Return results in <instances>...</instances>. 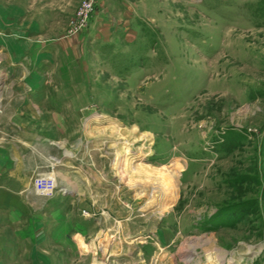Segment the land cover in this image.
I'll return each instance as SVG.
<instances>
[{"label": "rangeland", "instance_id": "obj_1", "mask_svg": "<svg viewBox=\"0 0 264 264\" xmlns=\"http://www.w3.org/2000/svg\"><path fill=\"white\" fill-rule=\"evenodd\" d=\"M76 5L0 0V264H264V0H96L70 31Z\"/></svg>", "mask_w": 264, "mask_h": 264}, {"label": "crops", "instance_id": "obj_2", "mask_svg": "<svg viewBox=\"0 0 264 264\" xmlns=\"http://www.w3.org/2000/svg\"><path fill=\"white\" fill-rule=\"evenodd\" d=\"M18 4L21 6V8L22 7L25 8V10H22L21 8H19L17 10L18 17L23 16V15H28L30 13H33L35 16L38 15V14H41V13H45V9L42 11L40 6H39L40 9L38 7H36V6H33V8L30 9L28 7L26 8V5L28 6L29 3L26 4L24 1H22V2H19ZM52 4H57V5L60 4L58 6H60L61 7L60 10H62V5H63L62 2L61 3L60 2H56V3L52 2ZM7 13H8V17H9V14L12 16V12L11 11H8ZM57 14H58L57 7L52 6V21L54 20V17L57 16ZM103 26H108V29L110 28V24H109V22L105 21V18H101V19H99L97 21L93 31L91 29L92 32L90 30L85 32V37L89 36V37H91V40L94 39L93 37H100V29L103 28ZM98 28H99V30H98ZM62 32L63 31L61 30L60 27L57 26L56 29L52 27V40H50L47 44L42 42L43 43V47L46 49V46H48L47 47L48 51H50V53H51L50 54V60H49L50 63H48L49 64V70L48 71L50 73L51 72H56L55 69L58 68L59 69V74H58V71L56 73L58 74V76L60 78L64 77V76H67L68 73H71L70 71H68V69H70V68H72V67H74L76 65V64L73 63V61L74 62H75V60H79V62L83 61L81 59L82 57H80V56L76 57V58H79V59L72 60V58H73L72 54L75 52L74 50H75V46H76L74 42H77V39L75 37H65ZM54 35H55V38H54ZM3 42H4V44L7 47H10V49H12V50L14 49V47H11V46H13V44L15 43V40L9 34H6V37L3 38ZM42 43H38V44L34 43V44H32L33 45V50L36 51L37 50V45L41 46ZM78 63H77V65H78ZM61 69H66V75H64V72L61 71ZM21 78H23V76L21 77V75H20L19 76V80L20 81H18V82L23 84V90H27L28 87L24 85L25 83H24V81L21 80ZM48 78H49V82L52 83V78H53L52 75L48 76ZM60 81L61 82H65V83H69L70 82V80L65 81V80H63V78L60 79ZM71 82H72V80H71ZM92 82H94V81H92ZM0 114H2V112H0ZM44 139H43V141H44ZM49 139H52V138H49Z\"/></svg>", "mask_w": 264, "mask_h": 264}, {"label": "bare ground", "instance_id": "obj_3", "mask_svg": "<svg viewBox=\"0 0 264 264\" xmlns=\"http://www.w3.org/2000/svg\"><path fill=\"white\" fill-rule=\"evenodd\" d=\"M119 128L120 127L114 126V127L110 128V129H108V133L110 134V136L113 137V136H116L115 134H116L117 131H122V132H124L123 134L125 136H130L131 137L132 132H130L127 129L120 130ZM125 139H127V138H125ZM127 143L129 144L130 141H127ZM53 145L54 146H58L59 144H58V142H55V141H50L49 144H48L49 147H52ZM44 157H45V162L47 164L53 165V159L52 158L47 157V156H44ZM119 158H120V160L117 163V174L120 177L119 172L121 171V169L123 170V168L125 167L126 163H125V156L124 155L119 154ZM124 170H125V168H124ZM134 174H137V177L136 178H134V177H126L125 182L129 186H131L133 189L138 188L139 189L138 192L140 193L139 195H141V196L142 195H146V194H150L148 197L150 198L151 202H158V200H157L158 194L161 193V196H162L163 194H165L164 192L169 187V183H168V179L169 178L166 177L163 174H160L157 177H152L150 175H148V176L146 175V177H143L139 171L137 173H134ZM194 242H196V241H194ZM205 243L208 244L210 242H209V240L206 239L205 240ZM195 244L197 245V244H201V243H199V241L197 243H189L188 246H192L193 247V245H195ZM223 255H224L223 251L222 250L221 251L219 250V256L221 258H223Z\"/></svg>", "mask_w": 264, "mask_h": 264}, {"label": "built area", "instance_id": "obj_4", "mask_svg": "<svg viewBox=\"0 0 264 264\" xmlns=\"http://www.w3.org/2000/svg\"><path fill=\"white\" fill-rule=\"evenodd\" d=\"M96 0H77L74 10V20L71 24L70 31H75L84 27L93 11Z\"/></svg>", "mask_w": 264, "mask_h": 264}]
</instances>
